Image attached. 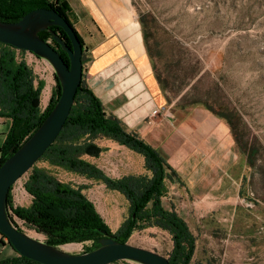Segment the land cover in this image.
I'll return each instance as SVG.
<instances>
[{"label": "rangeland", "instance_id": "374dc122", "mask_svg": "<svg viewBox=\"0 0 264 264\" xmlns=\"http://www.w3.org/2000/svg\"><path fill=\"white\" fill-rule=\"evenodd\" d=\"M130 1L145 22L151 66L165 87L160 85L166 105L172 110L206 105L229 117L251 158L248 165L247 156L235 142L246 165L244 180L208 186L200 180L166 181L164 206L172 204L196 238L190 264H264V0ZM22 56L45 83V93H41L44 108L55 88V72L42 58L27 51ZM88 60L86 50L83 70ZM6 131V125H0V146ZM100 145L106 150L89 160L107 176L145 173L140 155L108 140H100ZM37 164L63 182L87 185L84 193L112 232L128 216V202L118 192L46 163ZM26 178L24 175L11 191L12 205L30 204L31 197L23 189ZM13 220L26 234L44 242L43 235L14 216ZM128 243L165 257L172 249L170 235L155 227L134 232ZM77 245L62 250L79 254L90 243Z\"/></svg>", "mask_w": 264, "mask_h": 264}, {"label": "trees", "instance_id": "16d2710c", "mask_svg": "<svg viewBox=\"0 0 264 264\" xmlns=\"http://www.w3.org/2000/svg\"><path fill=\"white\" fill-rule=\"evenodd\" d=\"M37 8H51L60 14L74 29L70 21V6L64 0H0V22H16L27 12ZM143 36L149 56L145 22ZM83 47L82 64L86 46L74 29ZM57 34L68 46L66 33L57 26H50L38 32V36L49 42L69 64L64 50L53 40ZM26 51L0 42V119L9 121V128L0 146V165L15 152L41 125L60 96V87L54 74L55 88L47 105L41 107V93L44 81L35 75L33 69L22 56ZM30 53V52H29ZM32 54V53H31ZM34 55V54H33ZM157 81L164 90L160 78ZM208 110L228 123L237 146L247 156L245 146L239 141L234 122L229 117ZM100 140H108L140 155L145 173L124 175L120 178L107 176L90 158H98L105 151ZM59 168L88 181L104 184L111 191L118 192L128 202V216L115 232L100 215L96 206L84 193L87 185L63 182L45 166ZM23 189L31 197L28 206L11 204V189L7 196L6 209L11 222L21 231L13 216L35 233L45 237L44 242L54 247L66 244L90 243L84 252L99 247L97 241L104 234H112L118 242H128L136 231L155 227L167 232L172 240L168 255L170 264H190L195 249L196 238L185 219L178 214L172 204L164 206L162 199L168 189L166 181L180 183L178 176L166 161L144 142L135 132L128 131L104 106L83 80L77 88L70 113L56 140L31 169ZM176 179V180H173ZM24 232V231H23ZM3 238L8 239L2 235ZM0 264H41L17 253L15 257L1 259Z\"/></svg>", "mask_w": 264, "mask_h": 264}, {"label": "crops", "instance_id": "0c3cea01", "mask_svg": "<svg viewBox=\"0 0 264 264\" xmlns=\"http://www.w3.org/2000/svg\"><path fill=\"white\" fill-rule=\"evenodd\" d=\"M64 1L89 54L83 80L107 113L155 149L181 183L200 180L208 186L245 179V162L222 118L200 104L173 110L166 105L130 0ZM0 120L8 131L9 121ZM16 255L0 234V260Z\"/></svg>", "mask_w": 264, "mask_h": 264}, {"label": "water", "instance_id": "95a60500", "mask_svg": "<svg viewBox=\"0 0 264 264\" xmlns=\"http://www.w3.org/2000/svg\"><path fill=\"white\" fill-rule=\"evenodd\" d=\"M50 26L60 27L67 35L68 46L57 34L53 40L69 58L67 64L61 55L38 36ZM0 42L43 58L52 66L60 87V96L54 107L21 146L0 165V234L21 256L41 264H112L133 261L139 264H170L167 257L155 251L118 242L112 234H104L99 247L72 254L54 247L19 230L9 219L6 209L7 196L13 187L54 143L72 108L77 88L83 74V47L74 29L54 9L37 8L27 12L16 22H0Z\"/></svg>", "mask_w": 264, "mask_h": 264}, {"label": "bare ground", "instance_id": "6f19581e", "mask_svg": "<svg viewBox=\"0 0 264 264\" xmlns=\"http://www.w3.org/2000/svg\"><path fill=\"white\" fill-rule=\"evenodd\" d=\"M77 246H78L77 244H66V245H63L62 247L65 249H74Z\"/></svg>", "mask_w": 264, "mask_h": 264}, {"label": "built area", "instance_id": "2783aa9c", "mask_svg": "<svg viewBox=\"0 0 264 264\" xmlns=\"http://www.w3.org/2000/svg\"><path fill=\"white\" fill-rule=\"evenodd\" d=\"M32 55H33V54H32ZM38 59H41V58L38 57ZM42 60H44V61L46 62V64H48V65L51 67V65L48 63V61H46V60L43 59V58H42ZM14 186H15V185H14ZM14 186L12 187L11 191L14 189ZM11 196H12V195H11ZM13 205L16 206L14 203H13Z\"/></svg>", "mask_w": 264, "mask_h": 264}, {"label": "flooded vegetation", "instance_id": "af4514ba", "mask_svg": "<svg viewBox=\"0 0 264 264\" xmlns=\"http://www.w3.org/2000/svg\"><path fill=\"white\" fill-rule=\"evenodd\" d=\"M84 54H85V52H84Z\"/></svg>", "mask_w": 264, "mask_h": 264}]
</instances>
